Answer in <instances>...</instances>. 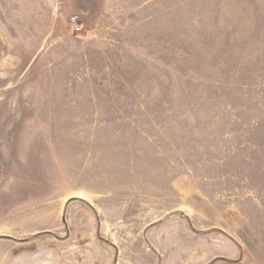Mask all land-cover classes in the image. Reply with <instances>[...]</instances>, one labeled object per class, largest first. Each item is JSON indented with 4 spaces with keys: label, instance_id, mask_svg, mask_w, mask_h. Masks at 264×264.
I'll return each mask as SVG.
<instances>
[{
    "label": "rangeland",
    "instance_id": "1",
    "mask_svg": "<svg viewBox=\"0 0 264 264\" xmlns=\"http://www.w3.org/2000/svg\"><path fill=\"white\" fill-rule=\"evenodd\" d=\"M155 222L264 264V0H0V264H158Z\"/></svg>",
    "mask_w": 264,
    "mask_h": 264
},
{
    "label": "crops",
    "instance_id": "2",
    "mask_svg": "<svg viewBox=\"0 0 264 264\" xmlns=\"http://www.w3.org/2000/svg\"><path fill=\"white\" fill-rule=\"evenodd\" d=\"M162 226L163 225H161L159 222H155L149 225L144 232V238L148 249L150 248L153 255L158 253L160 254V256L157 255L159 258L158 264H165L164 262H160L162 258L170 259V264H185L182 261L180 262V260H195V258H205V256L211 258V255H205L206 252L209 254L212 252L222 254L221 256L214 255L212 257L213 259H229L233 258V256L238 253L237 245L231 240H228L227 243L223 245L224 248H215L216 251L215 249L213 251L206 246L191 244L189 242H182L181 244L178 240V237L180 236L179 231L172 229L168 235V237L171 238H168L167 235H165ZM192 234L193 233L190 232L188 238H191Z\"/></svg>",
    "mask_w": 264,
    "mask_h": 264
},
{
    "label": "water",
    "instance_id": "3",
    "mask_svg": "<svg viewBox=\"0 0 264 264\" xmlns=\"http://www.w3.org/2000/svg\"><path fill=\"white\" fill-rule=\"evenodd\" d=\"M63 223L67 226V221H66V218H65V217H63ZM0 239L14 240L12 237H10V236H5V235L0 236Z\"/></svg>",
    "mask_w": 264,
    "mask_h": 264
}]
</instances>
